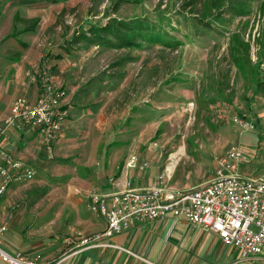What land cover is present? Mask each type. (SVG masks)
<instances>
[{
    "label": "rangeland",
    "instance_id": "rangeland-1",
    "mask_svg": "<svg viewBox=\"0 0 264 264\" xmlns=\"http://www.w3.org/2000/svg\"><path fill=\"white\" fill-rule=\"evenodd\" d=\"M189 1L0 0V114L15 97L39 93L43 78L68 107L51 143L33 133L16 144L15 157L34 176L1 196L26 237L59 242L70 228L83 232L80 218L97 216L88 194L120 175L129 182L130 155L146 154L157 176L184 190L210 180L230 146L244 151L242 173L264 174V0H248L245 15L222 9L207 21L199 18L202 0ZM16 12L38 25L21 32ZM118 21L139 27L134 46L81 36ZM232 33L249 41L246 66L228 56ZM90 235L77 234L76 249L94 247L81 244Z\"/></svg>",
    "mask_w": 264,
    "mask_h": 264
},
{
    "label": "built area",
    "instance_id": "built-area-1",
    "mask_svg": "<svg viewBox=\"0 0 264 264\" xmlns=\"http://www.w3.org/2000/svg\"><path fill=\"white\" fill-rule=\"evenodd\" d=\"M37 98L30 101L15 97L0 127V138L10 129H34L44 143H51L68 117L62 103L64 92L55 89L48 78L41 79ZM244 151L230 146L215 159L210 180L189 189H176L167 184L165 175H158L144 188L126 187L88 194L89 207L105 222L101 233L84 237L81 244L96 242L130 230L138 223L172 217L202 231L212 233L225 245L237 249L238 259L228 264H264V174L249 175L240 170ZM137 157L131 155L126 168H133ZM147 162L141 164L143 169ZM33 169L15 159L0 146V196L14 182L29 181ZM6 227L0 226V232ZM2 264H52L37 254H8L0 248ZM55 264V263H53Z\"/></svg>",
    "mask_w": 264,
    "mask_h": 264
},
{
    "label": "crops",
    "instance_id": "crops-1",
    "mask_svg": "<svg viewBox=\"0 0 264 264\" xmlns=\"http://www.w3.org/2000/svg\"><path fill=\"white\" fill-rule=\"evenodd\" d=\"M34 89L33 95L28 98L30 101H34L39 94L38 89ZM9 109L10 105L0 114V127ZM33 133L41 138L34 129H10L7 136L0 138V146L17 159L14 153L17 142L29 139ZM143 156L147 155H138L135 167L126 169V174L131 178L128 187L150 186L159 173L158 167L150 166ZM144 162L148 165L141 169ZM125 187L126 176L120 175L114 183L108 181L99 185L97 191L107 192ZM7 203L8 198L1 196L0 226L4 225L6 229L0 232V248L8 254L21 252L30 257L39 254L43 255V260L52 264H228L238 259L237 249L228 247L214 234L172 217L138 223L123 233L100 238L95 244L98 246L83 247L82 250L76 249L80 245L77 244L78 236L84 231H88V235L101 233L105 229L102 218L93 215L80 218L83 232L70 228L67 233L69 235H66L68 237L59 242L55 235L47 238H35L32 235L26 237L24 227L14 219L13 212L6 215L4 207Z\"/></svg>",
    "mask_w": 264,
    "mask_h": 264
},
{
    "label": "trees",
    "instance_id": "trees-1",
    "mask_svg": "<svg viewBox=\"0 0 264 264\" xmlns=\"http://www.w3.org/2000/svg\"><path fill=\"white\" fill-rule=\"evenodd\" d=\"M45 3H54L58 0H40ZM197 0H190L188 4H194ZM248 0H202V7L199 18L202 21L210 19L217 20L222 9L229 10L232 15L247 14L246 3ZM34 2V1H33ZM261 11L264 10V3L261 5ZM14 20L24 24V29L21 32L33 31L39 23V18L22 19L19 18L18 13L14 14ZM139 27H134L132 24L125 21H118L117 23H108L101 27H94L90 30L92 38H86L90 43L104 44L107 47H132L134 39L141 36ZM109 36L116 39L114 43ZM144 36V34H143ZM228 56L232 63L237 66H246L249 62L250 44L245 41L238 33H232L228 41ZM258 82V81H257ZM259 83V82H258ZM260 85V84H259ZM258 85H256L257 87Z\"/></svg>",
    "mask_w": 264,
    "mask_h": 264
},
{
    "label": "bare ground",
    "instance_id": "bare-ground-1",
    "mask_svg": "<svg viewBox=\"0 0 264 264\" xmlns=\"http://www.w3.org/2000/svg\"><path fill=\"white\" fill-rule=\"evenodd\" d=\"M171 158H172V159H175V155L172 154V155H171ZM175 164H176V160H173L172 167H173ZM167 174H168V173H167Z\"/></svg>",
    "mask_w": 264,
    "mask_h": 264
}]
</instances>
